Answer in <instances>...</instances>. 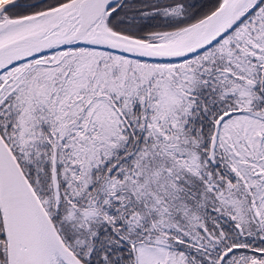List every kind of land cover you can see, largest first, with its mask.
<instances>
[{"label": "snow or ice", "instance_id": "1", "mask_svg": "<svg viewBox=\"0 0 264 264\" xmlns=\"http://www.w3.org/2000/svg\"><path fill=\"white\" fill-rule=\"evenodd\" d=\"M0 264H264V0H0Z\"/></svg>", "mask_w": 264, "mask_h": 264}]
</instances>
